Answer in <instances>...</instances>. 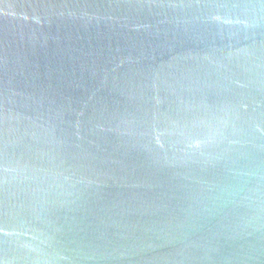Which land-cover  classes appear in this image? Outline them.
Instances as JSON below:
<instances>
[{"label":"water","instance_id":"water-1","mask_svg":"<svg viewBox=\"0 0 264 264\" xmlns=\"http://www.w3.org/2000/svg\"><path fill=\"white\" fill-rule=\"evenodd\" d=\"M0 264H264V0H0Z\"/></svg>","mask_w":264,"mask_h":264}]
</instances>
